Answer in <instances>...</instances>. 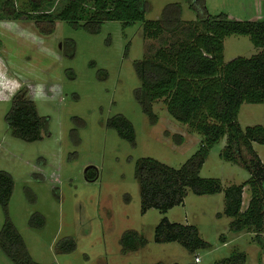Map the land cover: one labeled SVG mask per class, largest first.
<instances>
[{"label":"rangeland","instance_id":"rangeland-1","mask_svg":"<svg viewBox=\"0 0 264 264\" xmlns=\"http://www.w3.org/2000/svg\"><path fill=\"white\" fill-rule=\"evenodd\" d=\"M66 1L57 0L49 10L56 12ZM148 1L146 19H162L168 4L180 2L185 25L196 22L197 13L185 0ZM16 2L19 9L31 11L30 0ZM206 4L212 15L225 12L232 19L264 21V0ZM93 7L92 2L85 5L82 24L92 17ZM178 37L170 32L145 37L144 21L124 26L120 20H106L94 32L57 20L52 33H43L34 21L0 19V170L15 180L8 208L0 203V232L9 217L37 262L220 264L243 253L246 259L240 264H264V230H231L233 218L224 214V192L198 195L189 190L185 202L167 213L156 207L143 210L137 160L153 157L180 167L203 138L177 120L164 100L153 104L158 118L152 122L136 95L142 85L136 61ZM259 51L248 35L225 39V62ZM23 89L29 90L39 114L49 119L42 138L34 142L15 136L6 121L14 95ZM118 114L133 123L135 143L110 126ZM238 120L243 128L264 126V103H244ZM226 142L224 137L215 144L201 169L202 177L218 178L224 187L241 184L251 175L243 165L221 157ZM255 149L264 162V144L255 143ZM87 172L95 178L89 179ZM250 199L246 186L243 209ZM36 213L44 215L43 227L31 226ZM164 217L196 225L210 246L193 251L180 241L156 242L155 228ZM130 230L147 243L124 252L121 240ZM72 241L76 248L66 249ZM0 264H15L1 248Z\"/></svg>","mask_w":264,"mask_h":264},{"label":"trees","instance_id":"trees-1","mask_svg":"<svg viewBox=\"0 0 264 264\" xmlns=\"http://www.w3.org/2000/svg\"><path fill=\"white\" fill-rule=\"evenodd\" d=\"M16 1H3L0 19L34 21L43 33H52L57 20L94 32L106 20H120L124 26L144 21V35L148 38H159L165 32L180 35L152 55L136 61L135 67L142 80L136 95L152 122L158 118L153 112V104L164 100L177 120L203 138L198 150L180 167L153 157L137 160L136 177L141 186L143 210L156 207L167 213L185 202L189 190L198 195L224 192V214L233 218L231 230L251 227L264 230V162L254 146L255 143L264 144V126L243 128L238 120L244 103H264V21L232 19L225 12L212 15L206 0H185L197 13L196 22L188 25L183 22L180 2L168 4L162 19L149 20L146 19L150 7L148 0H67L56 12L49 8L57 0H30L31 11L19 9ZM89 2L93 3L94 12L82 24V12ZM231 35L250 36L260 51L251 57L239 56L225 62V39ZM6 121L15 136L28 142L41 139L49 124L48 117L39 114L28 89L14 95ZM109 124L123 138L135 143L133 123L124 114L116 115ZM224 137L227 142L221 157L227 162L243 165L251 173L245 182L225 187L218 178L201 176L212 148ZM183 139L181 135L180 141ZM87 177L95 178L88 172ZM246 186L251 190V199L243 209ZM14 188L12 174L0 170V203L6 209ZM27 191L32 200H36L32 190L27 188ZM30 224L43 227L44 215L34 214ZM155 241H180L193 251L210 246L200 236L196 225L173 222L168 217L156 226ZM121 243L124 252L136 251L147 243V239L138 231L130 230L124 234ZM0 248L15 264H42L34 260L24 237L9 217L0 232ZM75 248L76 243L72 241L66 249ZM245 259L246 255L242 253L221 260L220 264H240Z\"/></svg>","mask_w":264,"mask_h":264},{"label":"built area","instance_id":"built-area-1","mask_svg":"<svg viewBox=\"0 0 264 264\" xmlns=\"http://www.w3.org/2000/svg\"><path fill=\"white\" fill-rule=\"evenodd\" d=\"M200 260H201L200 257L197 256L196 261L199 262Z\"/></svg>","mask_w":264,"mask_h":264},{"label":"crops","instance_id":"crops-1","mask_svg":"<svg viewBox=\"0 0 264 264\" xmlns=\"http://www.w3.org/2000/svg\"><path fill=\"white\" fill-rule=\"evenodd\" d=\"M254 146H255V144H254ZM248 187V186H247ZM249 188V187H248ZM244 204V203H243Z\"/></svg>","mask_w":264,"mask_h":264}]
</instances>
